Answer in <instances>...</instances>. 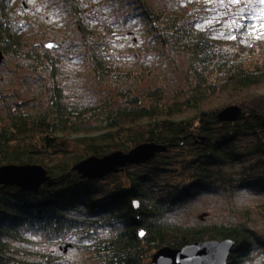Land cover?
I'll use <instances>...</instances> for the list:
<instances>
[{
	"label": "trees",
	"instance_id": "16d2710c",
	"mask_svg": "<svg viewBox=\"0 0 264 264\" xmlns=\"http://www.w3.org/2000/svg\"><path fill=\"white\" fill-rule=\"evenodd\" d=\"M133 2L145 35L184 56L188 93L166 97L155 87L134 94L128 87L115 97L76 104L59 85L58 58L27 47L10 24L6 0H0V49L32 61L34 72L49 68L52 82L41 92V108L0 112V166L41 164L54 179L38 190L0 185V264H70L57 251L30 252L29 233L44 235L49 243L72 239L90 258L79 264H149L163 246L213 239L235 241L228 264H240L255 249L264 251V236L242 222L167 220L170 211L204 192L264 193V40L213 36L190 11ZM89 61L99 80H143L94 52ZM231 105L241 108L239 115L221 120L220 111ZM151 142L165 149L103 178L81 179L73 169L87 156ZM70 143L77 154L43 164L49 153L68 152ZM177 163L180 179L162 180L166 166ZM139 165L147 169L131 168Z\"/></svg>",
	"mask_w": 264,
	"mask_h": 264
},
{
	"label": "rangeland",
	"instance_id": "374dc122",
	"mask_svg": "<svg viewBox=\"0 0 264 264\" xmlns=\"http://www.w3.org/2000/svg\"><path fill=\"white\" fill-rule=\"evenodd\" d=\"M70 0H6L7 17L12 28L19 32L27 47L48 51L58 58L59 85L76 104H85L100 99L115 97L118 91L128 87L137 94L160 87L166 97L189 92L185 79L186 62L183 55L163 47L144 33L142 21L136 13L133 0H73L78 14L72 9ZM155 9L186 10L196 16L199 26L211 31L213 36H235L242 42L264 40V3L261 0H147ZM244 15V16H243ZM247 15V17H246ZM244 17V23L238 20ZM255 26L237 29L232 21ZM85 30V31H84ZM259 36V38H256ZM56 41L58 48H45L47 41ZM103 56L111 65L134 71L141 82L134 80L115 82L111 77L98 79L91 69L90 53ZM5 55V54H4ZM33 62L20 57L5 55V65L0 66V112L6 107L37 110L42 106L41 92L52 83L50 69L33 71ZM149 70V72H147ZM43 84V85H41ZM68 152L49 153L43 164L50 166L66 157L77 154L74 143ZM147 165H139L134 171L142 172ZM180 164L168 165L160 174L165 181L179 180ZM264 193H253L247 189L216 190L204 192L174 211L167 220L193 224L244 223L264 236ZM27 245L30 252H58L63 261L70 264L87 263L81 245L73 240L49 243L44 235L29 233ZM78 242V236L73 238ZM60 242L67 251H60ZM75 243V242H74ZM151 260V259H150ZM240 264H264V251L255 249Z\"/></svg>",
	"mask_w": 264,
	"mask_h": 264
},
{
	"label": "water",
	"instance_id": "95a60500",
	"mask_svg": "<svg viewBox=\"0 0 264 264\" xmlns=\"http://www.w3.org/2000/svg\"><path fill=\"white\" fill-rule=\"evenodd\" d=\"M59 46L60 44L53 40L44 44L45 48ZM4 65L5 55L0 49V66ZM240 111L241 108L238 106H227L220 111L219 118L232 121ZM164 149L165 146L154 142L141 143L127 152L116 150L103 156H87L77 161L73 169L81 179H100L122 170L125 165L148 161ZM53 181L46 167L41 164L10 163L0 166V185H15L25 190H38L42 185L51 184ZM234 247L235 241L231 239L195 241L180 248L163 246L153 253L149 264H228ZM60 248L63 251L67 250L64 244Z\"/></svg>",
	"mask_w": 264,
	"mask_h": 264
},
{
	"label": "snow or ice",
	"instance_id": "6c2138e0",
	"mask_svg": "<svg viewBox=\"0 0 264 264\" xmlns=\"http://www.w3.org/2000/svg\"><path fill=\"white\" fill-rule=\"evenodd\" d=\"M232 3H237L238 0H231ZM262 3H264V0H261ZM240 19H244V17H241ZM232 24L233 25H236L237 29H240V28H250L252 29L253 31L255 30V26L253 25H245V24H240V23H237L236 20H233L232 21ZM262 27H264V25H262ZM262 35H264V33H262ZM228 38H231V39H235V36H229ZM256 38H259V36H257ZM143 233H141L142 235Z\"/></svg>",
	"mask_w": 264,
	"mask_h": 264
}]
</instances>
